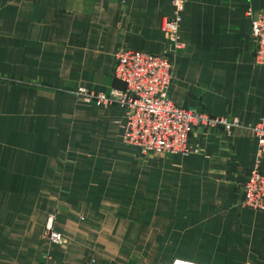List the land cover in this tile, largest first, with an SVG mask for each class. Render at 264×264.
Returning <instances> with one entry per match:
<instances>
[{
  "label": "crops",
  "instance_id": "0c3cea01",
  "mask_svg": "<svg viewBox=\"0 0 264 264\" xmlns=\"http://www.w3.org/2000/svg\"><path fill=\"white\" fill-rule=\"evenodd\" d=\"M171 12V0H0V264H264V212L241 206L250 132L196 127L189 155H143L123 142L124 109L74 95L123 89L120 50L164 54ZM261 13L264 0H186L175 105L264 123ZM51 217L62 245L46 237Z\"/></svg>",
  "mask_w": 264,
  "mask_h": 264
},
{
  "label": "built area",
  "instance_id": "2783aa9c",
  "mask_svg": "<svg viewBox=\"0 0 264 264\" xmlns=\"http://www.w3.org/2000/svg\"><path fill=\"white\" fill-rule=\"evenodd\" d=\"M171 5L172 12L162 25V32L169 42L164 54L120 50L116 54L114 77L124 84L123 89H112L105 94L79 88L74 95L101 108L116 105L124 109L126 124L123 142L139 149L143 155H189L193 152L190 136L196 127H220L228 133L235 129L250 132L257 142V153L255 165L243 186L241 206L264 212V174L261 172L264 123L246 125L239 118L231 121L213 118L204 112L179 107L169 97L175 70L172 58L186 47L180 36L186 0H171ZM251 28L255 45L254 62L264 67V13L253 17ZM45 234L52 244L64 243L63 236L53 228V217L48 221ZM172 264L195 263L175 260Z\"/></svg>",
  "mask_w": 264,
  "mask_h": 264
}]
</instances>
